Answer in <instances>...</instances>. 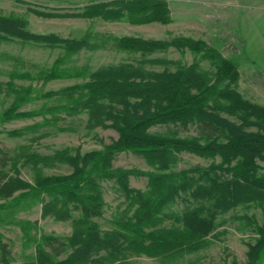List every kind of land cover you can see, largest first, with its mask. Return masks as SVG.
Wrapping results in <instances>:
<instances>
[{
	"label": "rangeland",
	"instance_id": "obj_1",
	"mask_svg": "<svg viewBox=\"0 0 264 264\" xmlns=\"http://www.w3.org/2000/svg\"><path fill=\"white\" fill-rule=\"evenodd\" d=\"M116 1L0 0V14L24 18L28 31L70 41L52 44L0 37V114L13 102L8 83L17 87L31 86L34 90V99L16 109V112L30 114L0 120L1 148L11 155L50 156L57 151L82 155L117 139V129L109 125L93 126L87 111L82 108L77 112L54 109L40 113L42 109L67 102V96H48L47 93L83 84L92 74L113 66L129 78L145 81L153 79L157 73L175 71L193 62H198L203 70L215 72V66L204 52H192L184 45H174L172 41L177 38L201 40L207 48L233 60L240 73L233 87L243 99L264 106V0H166L171 15L168 23H131L125 14L117 13L119 4ZM125 36L151 42L137 47L123 46L118 39ZM53 68L56 76L45 82L40 75ZM220 114L240 122L225 112ZM245 128L258 130L255 125ZM151 130H170L181 136L198 133L193 122L159 124ZM177 157L173 165L176 170L221 162L219 155L181 152ZM113 162L115 166L140 171H150L158 165L132 151L118 153ZM257 162L259 175H264V149ZM15 169L10 168L9 172L31 184L39 171L44 175H62L74 170L66 161L31 164L26 158H20ZM100 183L105 198L104 213L92 220L102 232H108L118 229L120 218L131 215L135 205L115 180L104 179ZM129 184L147 190L149 179L142 174L131 175ZM23 191L19 189L5 199L0 198V203L9 204ZM49 202L51 205L45 210ZM66 209L70 210L69 215L63 214ZM262 209L256 201L228 208L215 198L193 191L182 192L169 206L163 225L199 228L205 239L202 247L168 255L133 251L126 263L245 264L248 245L258 237L255 225L263 223ZM3 215L6 220L0 223V233L11 250V264H23L34 257L35 240H40L43 234L71 235L79 211L62 197L44 194L39 198L20 200L19 205L5 209ZM11 219L14 222H10ZM66 255L67 252H63L59 257Z\"/></svg>",
	"mask_w": 264,
	"mask_h": 264
},
{
	"label": "trees",
	"instance_id": "obj_2",
	"mask_svg": "<svg viewBox=\"0 0 264 264\" xmlns=\"http://www.w3.org/2000/svg\"><path fill=\"white\" fill-rule=\"evenodd\" d=\"M116 2L119 4L117 13L125 14L131 23H168L171 20L166 0ZM26 26L27 22L22 17L0 14L2 38L52 44L70 42L56 35L32 33ZM118 41L130 47L151 42L128 36ZM172 43L184 45L192 52H204L215 66V72L203 70L198 62H193L175 71L157 73L153 79L145 81L132 76L129 78L113 66L92 74L91 79L83 84L47 93L48 96H67V102L42 109L40 113L54 109L77 112L82 108L87 111L93 126L109 125L117 129V139L82 155L67 151H57L50 156L11 155L0 147V198L5 199L16 190H24L9 204L0 203V223L6 220L3 215L5 209L19 205L20 200L27 197L39 198L44 194L62 197L79 211L71 235L43 234L40 240H35L34 257L23 264H127L128 255L133 251L168 255L198 250L205 241L199 228L163 225L171 203L182 192L188 191L215 198L228 208L243 202H260L263 223L255 225L258 237L248 245L245 264H262L264 175L258 173L257 160L264 149V106L243 99L233 87L240 78L233 60L224 58L213 48H207L201 40L177 38ZM55 70L53 68L40 76L46 82L56 76ZM8 85L13 102L2 111L0 120L30 114L16 112V109L34 99L32 87H17L11 82ZM221 112L236 117L240 122L223 117ZM189 122L198 127L197 134L181 136L175 131L151 130L159 124ZM250 125H255L258 130H246L245 127ZM123 151L140 154L158 165L150 171L115 166V156ZM181 152L219 155L221 162L176 170L173 165L177 162V153ZM20 158H26V162L31 164L50 165L55 161H66L74 170L62 175H44L39 171L31 184L9 172L10 168L15 169ZM136 174L148 177L147 190L130 186L129 177ZM104 179L115 180L135 205L131 215L120 218L119 228L108 232H102L92 220L104 213L105 198L100 183ZM50 205L49 202L45 210ZM69 211L66 209L63 214L69 215ZM24 232L28 235L26 228ZM63 252L67 255L60 258ZM11 259V250L0 233V264H11Z\"/></svg>",
	"mask_w": 264,
	"mask_h": 264
}]
</instances>
